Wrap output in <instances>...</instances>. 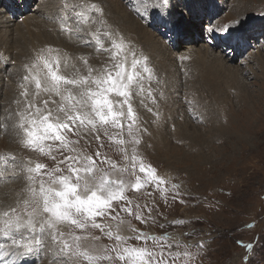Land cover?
<instances>
[{
	"label": "rangeland",
	"instance_id": "374dc122",
	"mask_svg": "<svg viewBox=\"0 0 264 264\" xmlns=\"http://www.w3.org/2000/svg\"><path fill=\"white\" fill-rule=\"evenodd\" d=\"M119 1L132 17L133 24H146L159 37L160 46L165 45L181 56L174 67L165 66V63L156 60L162 55L159 45L149 48L145 39L135 31L136 28L126 27L129 21L123 19V24L119 21L117 26L114 21L116 22L118 14L106 11L103 0H68V3L97 4L103 8L105 21L102 26L96 20L98 14L92 13V21L79 25L64 12L67 25L72 29L70 34L57 26L56 17L61 18L63 10L59 5L61 0H53V3L46 6L49 9L45 8L48 23H53L54 28L46 26L44 29L48 31V36L35 39L33 45L28 44V47L37 49L27 53L34 57L36 51L47 50L48 46L58 50L59 55L68 58V67L61 65L62 74L71 75L73 65L84 72V65L78 59L80 56L86 57L93 68H100L109 63L108 55L96 51L90 34L100 28H111L122 33L138 53L149 58L153 74L150 80L145 76V91L135 95L132 101L139 116V132L130 137L126 126L123 130L108 126V135L101 132L100 141L95 139V133L82 134L79 138L71 137L73 140L79 139L78 148L84 154L95 156L99 150L101 156H106L119 168L127 169L122 174L115 173L114 179H123L129 184L134 183L137 177L143 180L144 177L139 173L141 159L145 165H151L165 177V182L159 186L149 183L140 191L129 190L126 193L134 214L130 216L120 212V216L127 222L123 234L134 235L128 228L130 224L138 232L148 235L146 243L150 248L154 243L152 236L170 237V240L163 243H172V251H186L190 254L187 257L181 255L176 264H264V0H243L249 3L244 16L234 14L241 8L238 0H203L204 9L210 4V7H217L219 10L215 11L209 26L207 16L200 18L201 25L196 31L200 37L198 41L204 43L208 51L201 62L194 56L186 58L181 55L184 49L176 47L178 43L182 45L186 39L191 38V35L185 37L186 34L166 31L162 24L154 20L155 13H144L141 0ZM20 2L24 8L18 11H27L28 3L25 0ZM233 5H236V10H233ZM193 6L194 0H171L168 15L174 10L177 16L171 17L172 25L179 23L181 18L194 21ZM138 8L140 11H137ZM9 9L11 8L8 7ZM235 16L240 18L234 19ZM237 21H242L244 25L240 32H237L240 28ZM59 22L62 23L61 20ZM113 24L116 26H112ZM227 25L232 27L226 30ZM142 28L145 29L143 26ZM232 30L237 34L241 33L242 37L246 35L244 40L249 41L247 50L242 51V40L236 45L237 48L220 46V38ZM50 32L53 33L50 35ZM67 37L69 41L64 44L76 49L72 54H69L67 47H63L61 42V39L64 41ZM54 39L60 42L53 43ZM252 40L256 42L250 46ZM55 54L56 52L53 53ZM257 54L263 55L261 61H257ZM167 56L169 60H173L169 54ZM208 56L220 57L226 68L235 67L237 70H233L237 72L226 71L221 63L211 62ZM22 74H25V70L21 74H15L10 80L15 85V90L19 87ZM15 95L3 104V116L11 117L17 110L15 101L18 97ZM6 121L9 128L1 130L0 153L7 149V154L17 157L18 162L30 158L33 162L47 164L48 168L54 167L62 159L59 153H55L56 161H53L39 153L27 151L19 144L17 146L16 140L8 134V130L15 133L13 122L9 119ZM133 138L140 143L127 144L128 158H125L117 150L119 146L116 141H131ZM101 142L103 147L100 146ZM133 147L136 151L135 170L131 163ZM98 166L109 168L107 163L98 162ZM16 169L15 177L17 173L20 174V170ZM20 176L24 180L22 174ZM173 185L177 187L173 188ZM3 195L1 193L0 197ZM22 198L24 196H20L19 200ZM0 202V209H6L9 206L15 207L17 200L8 197L7 200L0 199ZM137 205L139 214L143 217L140 220L135 218ZM63 230L67 232L71 229L65 227ZM90 231L101 238L98 241L86 240L85 245L95 243L111 246L115 243L113 239L103 237L98 230ZM182 235L178 240H172L175 236ZM2 242L9 241L4 237L0 240ZM128 243L143 246L141 241L135 239ZM34 254L27 256L25 264L30 257L33 259ZM33 264L39 263L35 261ZM66 264H71V259ZM113 264L120 262L115 260Z\"/></svg>",
	"mask_w": 264,
	"mask_h": 264
},
{
	"label": "snow or ice",
	"instance_id": "6c2138e0",
	"mask_svg": "<svg viewBox=\"0 0 264 264\" xmlns=\"http://www.w3.org/2000/svg\"><path fill=\"white\" fill-rule=\"evenodd\" d=\"M170 4L171 0H141L145 14L155 13L162 19L168 15ZM60 8L79 25L92 21V13L98 14L96 20L102 26L105 24L103 8L95 3L61 0ZM237 23L240 25L237 32H240L244 25L242 21ZM231 27L227 25L226 30ZM61 30L72 31L63 23ZM90 38L96 51L108 55L109 63L103 67L93 68L86 57L80 56L78 59L85 71L73 65L71 75L62 74L61 65L67 68L68 58L59 55L51 46L38 50L23 65L25 74L19 83L17 110L8 117L13 120L16 142L25 150L53 161H56L55 153L62 159L52 168L30 158L16 164L25 180L24 198L18 199L15 207L0 209V235L9 241L0 243V257H27L42 249L54 248L56 256L65 257L66 262L71 259V264H113L115 260L120 264H176L181 255L190 254L172 251V243H163L171 239L166 235L152 236L154 243L150 248L146 243L148 235L130 224L128 228L134 235H124L127 222L120 216V212L134 214L126 196L129 190L140 191L149 183L159 186L165 182V177L141 159L139 173L143 180L137 177L129 184L123 179H114L115 173L122 174L127 169L101 156L99 150L95 156L84 154L78 148L79 139L71 138L95 133V139L100 141L101 132L108 135V126L121 130L126 126L128 135L134 137L139 132V116L133 106V97L145 91V76L150 80L153 74L149 58L138 53L118 30L100 28L92 32ZM116 143L117 150L128 158L127 144L136 145L140 141L120 139ZM100 146L103 147L102 142ZM65 152L68 154L64 155ZM9 158L16 161L14 155L0 154V160L5 163ZM98 162L107 163L109 168H100ZM131 163L135 170V147ZM2 176L4 172L0 171ZM138 210L137 205L135 218L143 219ZM65 227L71 230L65 232ZM90 230H98L115 243L111 246L85 245L86 240L101 238ZM133 239L141 241L143 246L129 244Z\"/></svg>",
	"mask_w": 264,
	"mask_h": 264
},
{
	"label": "bare ground",
	"instance_id": "6f19581e",
	"mask_svg": "<svg viewBox=\"0 0 264 264\" xmlns=\"http://www.w3.org/2000/svg\"><path fill=\"white\" fill-rule=\"evenodd\" d=\"M52 1L53 0H25V2L28 3L27 11L20 13L18 10H22V8H24V6L22 7V3L20 2V0H0V133H1V130H7L9 128L6 125L7 123H5V121L9 118L3 116V113H2V109L4 107L3 104L7 103L6 102L7 100L12 99L13 94H16L15 96L18 97L19 91H20L18 86L15 90V85L12 84L10 82V80H11V78L13 79V76L15 74H17V75L21 74V71H24L23 64H25L28 60H30L31 57H33V54L27 53V52L30 50H34V48H36V47H34L32 49V48H30L31 46L30 47H28V46L33 45L32 43L35 42V39H40L42 37L44 38V35L48 36V31H45V29H44L46 26L47 27L48 26L53 27V25H52L53 23H51V24L48 23V12L46 11V8H48L46 6H48ZM103 1H104V4L106 5V11H108V12L110 11L111 13L115 12L118 14L119 19L117 18L116 22L114 21V23L117 24V26H118L119 21L123 24V22H122L123 19L126 21H129L128 23H126V27L131 26V27L136 28L135 31L138 32L139 36H142L145 39V42L147 43L149 48H156L157 45H159L160 50L162 52V55L161 56L159 55V57H157L156 60H158L161 63H165L164 64L165 66L169 65L170 67H174V63L176 62V60L179 61L181 59L180 55H177V53L176 54L173 53V51L169 50V48L167 46H165V45H164V47L160 46L161 43H159L160 42L159 37H156V35H154L146 27L147 26L146 24H141L140 22H139L140 23L139 26L133 24L134 21L131 19L132 17H130V14L126 10H124V6H122L123 4L121 5L119 0H112V1L111 0H109V1L103 0ZM238 1H239L238 3L241 4V8H240V10L235 11L234 14L236 15V13H239L240 15L244 16L245 12L249 9L248 8L249 3H245V2H243V0H238ZM209 5L210 4H208L206 9H204L205 4H204L203 0H194V6L192 8L194 21H192V22L186 18H181L179 23L172 25L171 17L172 18L177 17L174 10L171 11L170 15H166L163 19L160 16H156L155 14H153L154 20L163 24L166 31L173 30L175 33L178 32V34H180V35L186 34L185 37H187V35H191V38L186 39L182 45H180L178 43L176 46L177 49L178 48L184 49V52L181 53V55L186 56V58L194 56V58L196 60L201 62L202 60L205 59V55L208 54V51L206 49V45L204 43H202L201 41H198V38L200 39V37H199V34H197V32L199 29V24L201 25V21H200L201 16H207V19L209 20L208 21L209 22L208 26H209L213 16L215 15V11L219 10L217 7L212 8ZM8 7H10L11 9L8 10ZM208 8H209V10H208ZM232 8H233V10H236V5H233ZM52 15L55 16L54 14H52ZM65 16L66 15L64 14V12H62L61 18L56 17V20L58 21L57 26L61 27L62 23L67 25L68 21L66 20ZM57 18H59V20L62 21L61 24ZM238 18H240V17H237V16L234 17V19H238ZM69 21H70V19H69ZM115 24H113L112 26H116ZM70 25H71V21H70ZM142 26L145 29H143ZM67 27L70 28L69 25H67ZM73 28H75V27H73ZM259 29H261V27H259ZM71 32H69V34ZM52 33L50 32V35ZM240 34L239 33L237 34V32H234L232 30V31H230L229 36H225L223 38V41H226L228 43V45L231 44L232 46L236 47V45L241 40H243V37ZM77 38H79V37H77ZM46 40H47V38H46ZM54 40L55 41H53V43L58 44V42H60L57 39H54ZM40 41L38 40V42H40ZM67 41H69L68 37L64 41H62V39H61V42L63 43V47H65V48L67 47L69 54H72L73 53L72 51H75L76 49L71 48L69 45L64 44ZM255 42H256L255 40H252V43L250 46H252L253 43H255ZM202 45H205V46L202 48ZM223 45H226V44H222V46ZM36 46L38 47L37 44H36ZM209 49H213V48H209ZM244 50H247V48H245ZM167 54H169L173 60H169ZM256 57H257V61L258 60L261 61L263 58V55L257 54ZM210 59L212 60L211 62H213V63H215V62L221 63L223 68L228 72H230V71L231 72H237V71L233 70L235 67L226 68L224 65L225 62L220 57H211V58L209 57V60ZM198 61H196V62H198ZM207 62H208V60H207ZM95 66H97V64ZM185 72H186V70H185ZM30 88H34V86L30 85ZM8 112H9V110H8ZM9 120L11 122H13L12 119H9ZM9 131L10 130H8V134L11 136V138L16 140L15 133H13V132L10 133ZM1 134H3V133H1ZM16 144L18 146L17 142H16ZM8 150L10 151L9 147H8ZM7 152L8 151L6 149V150L2 151L0 154H7ZM24 158H26V157H24ZM1 162H2V164H1ZM17 162H18L17 159L15 162H13L10 158H9L7 163H5L4 160H0V171L4 172V176L0 177V194L3 193L4 195L2 197H0V199L7 200V198L9 197L11 200L12 199L18 200L20 196H24L22 193V189L25 186V181L20 176L21 174L17 173L18 174L17 177H15L16 175H13V173H16L15 169L16 168L19 169L18 167H16ZM127 235H129V234H127ZM181 237H183V235L182 236H175L174 238H172V240L176 241ZM3 238L0 235V240H2ZM184 238H185V235H184ZM98 246H100V245H98ZM33 256H34L33 259H31V257H30L29 260H27L26 264H33L35 261L38 262L39 264H53L54 261H56L57 264H62V263L66 262V261L63 262L64 257H58L55 255V249L54 248L51 250H49L48 248L42 249V250L38 251V253L36 252ZM26 259H27V257H12L11 255H9L7 257H0V260H3V262H4L3 264H5V261H7V264H25Z\"/></svg>",
	"mask_w": 264,
	"mask_h": 264
}]
</instances>
